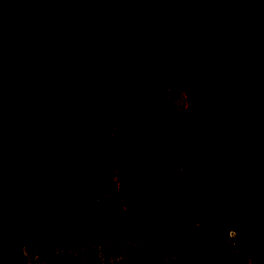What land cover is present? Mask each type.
<instances>
[{"label":"trees","instance_id":"obj_1","mask_svg":"<svg viewBox=\"0 0 264 264\" xmlns=\"http://www.w3.org/2000/svg\"><path fill=\"white\" fill-rule=\"evenodd\" d=\"M261 55L264 12L237 0H0V242L187 249L205 197L264 171Z\"/></svg>","mask_w":264,"mask_h":264},{"label":"rangeland","instance_id":"obj_2","mask_svg":"<svg viewBox=\"0 0 264 264\" xmlns=\"http://www.w3.org/2000/svg\"><path fill=\"white\" fill-rule=\"evenodd\" d=\"M237 6L264 12V0H237ZM263 59L264 55L258 57L254 83L257 103L262 107ZM163 103L176 113L190 110L189 96L180 88L169 87L163 94ZM100 193L110 216L119 219L126 213L116 173L109 182L100 184ZM196 209L200 216L192 220V244L174 254L111 237L89 239L76 248L62 246L52 243V236L42 232L36 242L23 246L16 241L0 242V264H264L263 170L247 169L236 177L232 189L205 197L203 205Z\"/></svg>","mask_w":264,"mask_h":264}]
</instances>
